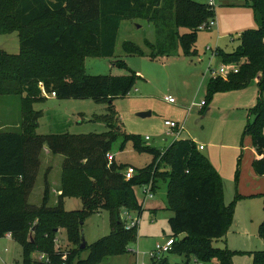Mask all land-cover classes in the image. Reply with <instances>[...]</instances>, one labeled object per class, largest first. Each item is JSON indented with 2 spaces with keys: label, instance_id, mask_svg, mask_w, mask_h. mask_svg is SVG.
Here are the masks:
<instances>
[{
  "label": "trees",
  "instance_id": "1",
  "mask_svg": "<svg viewBox=\"0 0 264 264\" xmlns=\"http://www.w3.org/2000/svg\"><path fill=\"white\" fill-rule=\"evenodd\" d=\"M258 24L240 37L239 50L233 54L217 50L225 63L239 62V72L228 80L213 78L208 94L232 93L259 81L264 86V0H249ZM215 18L208 4L196 0H0V35L18 33L19 54L0 50V97L20 98L23 122L20 132H0V239L6 234L23 248L21 264H100L108 250L114 255L128 253L137 241V228L126 229L120 218L122 209L144 212L136 188L158 181L167 184V210L173 212L169 225L175 244L170 254L186 256L184 264H233L235 252L214 246L226 237L232 223L234 204L223 202V186L219 173L189 140H179L166 151L147 149L153 161L138 170L130 180L125 177L127 166L111 161L113 144L118 134L112 130L116 120L114 101L127 97L140 77L87 76L86 57L112 58L119 29L124 20H142L156 30L152 58L169 56L179 47L186 55L196 53L201 26ZM187 33L181 34V30ZM128 54H143L132 43L124 45ZM247 59L245 63H240ZM123 67V66H122ZM57 99L93 100L109 104L106 117L111 129L105 134L87 136H39L36 129L41 114L33 104L46 100L40 85ZM249 116L246 135L252 137L255 151V175L264 178V100L260 99ZM119 130V128H118ZM119 132V131H118ZM141 143L132 135L125 143ZM64 157L61 195L56 207H50L51 189L48 181L40 207L29 203L41 167L44 147ZM78 197L82 209L67 212L66 197ZM110 213L111 234L81 249L83 227L90 215ZM38 223L33 226L34 221ZM34 228V239L29 237ZM67 227L69 241L76 247L62 252L55 248L56 233ZM264 238V222L259 228ZM180 237H183L179 241ZM45 255L34 259L33 253ZM155 264H170L166 257ZM255 264H264V252H257Z\"/></svg>",
  "mask_w": 264,
  "mask_h": 264
},
{
  "label": "rangeland",
  "instance_id": "2",
  "mask_svg": "<svg viewBox=\"0 0 264 264\" xmlns=\"http://www.w3.org/2000/svg\"><path fill=\"white\" fill-rule=\"evenodd\" d=\"M196 1L207 5L209 0ZM214 1L215 18L208 21L206 30L199 32L195 54L186 55L179 47L169 56L152 58V45L156 42L154 26L124 20L118 32L114 56L86 57L84 68L87 76H124L132 72L140 77L130 95L113 102L116 120L112 121V130L118 134V139L113 144L111 155L117 164L144 169L153 161L147 149L166 151L179 140H189L198 149L204 146L205 150L200 154L220 175L224 204H234L233 220L227 235L214 241V246L235 252L233 264H255L257 252H264V238L259 235V228L264 222V178L255 175L253 140L246 135V129L249 121L255 120L253 116L249 119L250 111L260 99L264 100V86L260 88L254 83L214 98L209 96L208 88L215 78L209 73L210 69L241 66L238 61L225 63L216 51L219 49L228 54L237 52L242 33L258 29V24L249 0ZM187 32L181 30V34ZM126 43L134 44L143 54H128L124 47ZM0 50L19 54L18 33L0 35ZM246 61L244 59L240 63ZM230 75L219 78L228 80ZM44 90L47 99L33 104V110L41 114L37 135L87 136L111 131L106 122L109 114L107 102L62 100L51 97ZM166 97L174 98L176 104L166 102ZM20 98L0 97V132H20L23 122ZM147 113H151V116L141 117V114ZM167 121L176 123L179 135L168 133L165 126ZM126 135L139 140L140 150L131 141L122 150ZM147 137L151 139L149 144L145 142ZM47 151V147L42 151V164L29 198V203L38 207L42 205L47 181L51 189L50 207L57 206V191L62 186L64 157L47 155ZM157 184L160 189L152 193L154 199H146V186L136 188L139 203L144 208L140 218L133 213L134 219L139 222L137 241L130 244L128 253L123 255H114L109 249L100 264H155L158 258L152 259L150 253L156 251L158 244L164 245L170 238L176 240L169 225L173 212L167 210V184L160 179ZM64 208L67 212L81 210L82 201L78 197L68 196L64 199ZM127 212L126 209L121 210L122 221L128 219ZM37 223L38 220H35L33 226ZM34 228L30 231L31 239L35 237ZM111 231L109 212L90 215L83 227L87 246L108 237ZM56 240L55 248L64 253L76 248L69 241L67 227L58 230ZM89 253V248L85 249L82 258L87 259ZM32 257L38 259L40 256L35 252ZM163 257L170 264H184L187 261L185 255L169 253ZM22 261V246L10 238L9 233L6 234L0 239V264H21ZM191 264H194L193 258ZM211 264H218V261L214 260Z\"/></svg>",
  "mask_w": 264,
  "mask_h": 264
},
{
  "label": "built area",
  "instance_id": "3",
  "mask_svg": "<svg viewBox=\"0 0 264 264\" xmlns=\"http://www.w3.org/2000/svg\"><path fill=\"white\" fill-rule=\"evenodd\" d=\"M208 6L209 8L212 10V11H215L214 8H215V1L214 0H209L208 1ZM212 23H215V22H212ZM208 28V24H204L201 26V30H206ZM239 72V68L237 66H234V67H222L220 70H216V69H210L209 70V73L214 76L215 78H219V77H226L228 76L230 73L231 74H236ZM42 91H43V94L47 97L48 95L45 93V90H44V86L43 84L40 85ZM51 97H56V93H51L50 94ZM165 101L170 103V104H176V100L172 97H166L165 98ZM203 105H205V103L203 102L202 103ZM165 126L167 127L168 129V133L169 134H175V135H179L178 131L176 130L177 129V125L176 123L174 122H170V121H167L165 123ZM151 141V139L149 137H147L145 139V142L146 144H149V142ZM200 151H203L204 150V146H200L199 147ZM114 159V157L111 155L110 156V160L112 161ZM136 173V169L132 166L128 167V169L126 170L125 172V177L127 180H130L131 178H133V176L135 175ZM147 190L145 191L146 193V196L147 198L149 199H153V187L152 185H147ZM127 216H128V219L126 220V229L128 230H131V229H134V228H137L138 225H139V222L134 219L133 217V214L127 212ZM9 237L12 238V236L9 234ZM175 239L174 238H170L166 241V243L164 245H160L158 244L157 247H156V251L155 252H152L150 253V257L152 259H161L162 256L166 255V254H169L172 249H173V245L175 244ZM40 260H45L46 257L45 255H42L39 257Z\"/></svg>",
  "mask_w": 264,
  "mask_h": 264
},
{
  "label": "crops",
  "instance_id": "4",
  "mask_svg": "<svg viewBox=\"0 0 264 264\" xmlns=\"http://www.w3.org/2000/svg\"><path fill=\"white\" fill-rule=\"evenodd\" d=\"M208 4V3H207ZM132 21H140V22H145V23H148V22H146V21H142V20H132ZM123 23V22H122ZM148 24H150V23H148ZM122 25V24H121ZM155 29V28H154ZM155 35H156V30H155ZM18 36H19V34H18ZM118 37V36H117ZM116 43H117V41H116ZM254 84V83H253ZM252 84V85H253ZM255 84H257L258 86H259V81L257 82H255ZM233 93V92H232ZM227 94H230V93H227ZM216 96H219V95H216ZM46 147V146H45ZM44 147V148H45ZM47 149H48V147H47ZM49 150V149H48ZM205 150V149H204ZM203 150V151H204ZM43 151H44V149H43ZM47 155H50V154H52L50 151H47V153H46ZM42 164V163H41ZM157 189H160V187H157ZM167 189V188H166ZM156 193V192H155ZM57 195H58V198H59V196L61 195V191H57ZM166 195H167V190H166ZM146 199H148L147 198V196H146ZM153 199H154V197H153Z\"/></svg>",
  "mask_w": 264,
  "mask_h": 264
},
{
  "label": "water",
  "instance_id": "5",
  "mask_svg": "<svg viewBox=\"0 0 264 264\" xmlns=\"http://www.w3.org/2000/svg\"><path fill=\"white\" fill-rule=\"evenodd\" d=\"M148 116H151V113L141 114V117H148ZM86 247H87V243H86L84 235H83L81 249H85Z\"/></svg>",
  "mask_w": 264,
  "mask_h": 264
}]
</instances>
